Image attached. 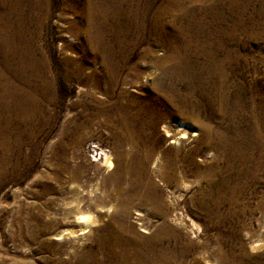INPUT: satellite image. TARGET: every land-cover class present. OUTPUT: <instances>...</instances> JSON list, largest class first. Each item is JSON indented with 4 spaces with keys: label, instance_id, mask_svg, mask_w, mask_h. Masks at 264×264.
<instances>
[{
    "label": "rangeland",
    "instance_id": "1",
    "mask_svg": "<svg viewBox=\"0 0 264 264\" xmlns=\"http://www.w3.org/2000/svg\"><path fill=\"white\" fill-rule=\"evenodd\" d=\"M11 1L2 9H13V20L24 25L13 30L20 45L12 50L0 30V64L6 58L24 70L32 11L27 0ZM40 1L35 46L47 62L37 66L46 77L43 93L25 104V77L0 68L1 91L20 97L7 112L10 132L7 116L0 117L7 132L0 136V264H137L138 257L151 264L158 245L151 237L162 224L178 236L162 242L167 261L155 264H264V170L258 163L250 173L228 169L213 133L203 147L200 130L172 142L163 128L176 117L161 102L197 101L195 117L183 120L205 123L224 135L223 143L234 140V154L250 148L256 124L264 133V0H126L123 13L113 2L107 24L122 23L129 27L125 41H138L108 73L99 51L80 56L85 30L77 36L69 29L84 19L75 11L84 0ZM147 4L162 21L157 37L148 20L140 32L130 26L133 11ZM177 43L180 53L172 58ZM66 58L72 61L63 71ZM178 60L190 63L196 77L169 74L184 71ZM200 85L203 93L189 90ZM80 213L90 215L88 227Z\"/></svg>",
    "mask_w": 264,
    "mask_h": 264
},
{
    "label": "bare ground",
    "instance_id": "2",
    "mask_svg": "<svg viewBox=\"0 0 264 264\" xmlns=\"http://www.w3.org/2000/svg\"><path fill=\"white\" fill-rule=\"evenodd\" d=\"M6 1L7 0H0V30H3V32L6 33V37H7V38H5L3 43L4 44L6 43L8 48L11 49L10 47H13L14 45H16V47L18 45H20V44H18L17 38L15 37L17 35L15 31H20V30L22 31L21 28L23 27L24 22H21L23 24L21 26L17 19L13 20V17L15 16L13 14V11H12L13 9H11V12H5V10L2 9V7L6 5V4H4V2H6ZM42 1H44V0H42ZM65 1H67L68 4L70 2H72V0H65ZM125 1L126 0H84V4L82 6H79L78 10H75V11L83 14L84 15V19L81 20L80 22L72 23L69 26L70 27L69 28L70 31L72 33L76 34L77 36L81 35L80 31L82 29L85 30V36H84L83 39H81V44L82 45H81V47L79 46V48H78L79 54H80V56H85L86 54H89V53L92 54L95 51L96 52L99 51L101 53V57L103 59V67H104L105 73L118 70L120 68V66L122 65V63L124 61H126V54L128 55L129 50L132 49L134 47V44H136L137 41H138V39L136 37H131V39L129 40L128 43L125 41V34H126L125 32H127V29L129 27H126L127 29L126 28H122V23H121V26H120L121 28L116 27V29L109 27V24H107V21H110L112 19V15L114 14V11H112L114 6H111L113 4V2H115L117 4L116 8H118V10H120V12L123 13L124 9L121 10V8H122L123 4L125 3ZM10 2L12 3L11 0H10ZM16 6H15V10L14 11L15 12L16 11L19 12V10H18L19 7H16ZM137 6H139L138 3H137ZM27 7L30 9V11H32V13L30 14V16L28 18L29 21L32 23L31 24L32 25V32L29 35V33L26 31V37H25V41H24V46L27 48L26 52H28V53L22 52V53H26V55L24 56V59H23L24 70L23 69L21 70L20 68H17L16 66L14 67L13 63L12 62H7L6 58H4L5 65L3 63L0 64V68L1 67L10 68V69H12V70H14L16 72V76L22 75V76L25 77V79H22L20 81L22 84H24L25 87H23V88L27 91V94H25V97H22V100L25 102V104H28V101H30V102L35 101L43 93V85H44L43 83H44L46 77H44L42 74L38 73L39 69H38L37 66H38V64H40L42 66V68H43L44 64L47 63L46 60H45L44 54L42 55V49L40 48V46L38 48L35 46L36 39H38L40 37V30L38 28L40 27V24L42 22V20H41L42 18H40L41 16H39V15H40L41 12L44 11V8H45L44 3L41 2L40 0H27ZM133 9H135V8H133ZM149 10L150 9H149V5L148 4H147V6H145V8L139 14H136L137 11L134 10L133 11L134 14L132 13V17H131V21H130V24H131L130 26L133 27V29H135V31L137 30V32L138 31L140 32L142 27H144V24H146L147 20H148V23L150 25V33L157 37L156 29H158V27L160 25V22H162V21L160 20L159 16L156 15V11L151 13ZM112 24H114V23H112ZM127 26H129V25H127ZM15 29H17V30H15ZM13 30H15V31H13ZM132 35H134V33H132L131 36ZM200 43H198V44H200ZM178 46H180L179 43H177L176 45H174L172 47L173 51H174V53L171 56L172 58L173 57H177V55L180 53V47H178ZM1 50H3V49L0 46V51ZM114 60H116V61H114ZM71 61H72L71 59L66 58V60L64 62H62L64 65L62 64V66H60L61 69L63 70L65 67H67L68 64L71 63ZM211 62H213V61H211ZM178 64L179 65L176 68L181 70V67H183V69L185 68L184 71H182V72L179 71V74H178L173 69L171 71H168V73L169 74H174L177 77V76H180L181 73L187 71V74H190L189 76L196 77L194 71L188 70V69H192L190 67L191 66L190 63L188 64L189 65L188 66L187 64L185 65L182 61L178 60ZM76 70H78V68ZM3 74H4V72H1L0 76H3ZM1 79H2V77H0V84L2 85V83H3L2 81L3 80H1ZM197 79H198V77H197ZM10 81H14V80L10 79ZM195 89H198V91L202 92V91H204L205 87L204 86L202 87L200 85V86L195 88V86L194 87L192 86L191 89H189V90H191L193 92V90L195 91ZM4 95L8 96V102L7 103L3 102ZM181 97H182V95H181ZM189 97H190V95H189ZM19 99H20V97H18V95H14V94H10V93L5 94L3 91H1V86H0V117L7 116V117H5L6 119L5 118L2 119V120H5V122H3L5 129H7L8 125L13 124L11 122L12 117L10 118L8 116V113H10L9 108L13 109V107L16 106L15 100L18 101ZM166 100L161 99V102L168 106V111H169L168 113L172 114V115H174L176 117V119H175V121L173 123H171L170 121L167 123V121H166L164 123L165 126L163 128L164 132H165V136H169L170 135V137L172 138V140H171L172 142H176L177 143L181 139L186 138V136H192L193 137V136L197 135L199 133V130H200L203 133V136H202V138L200 140V143H199L201 146H199V147H203V146H206L208 143H210L212 140H214L215 137L213 138V136H212V133H213L216 136V138H217L216 139L217 140L216 141L217 142V146L219 148L221 147V150H222V152L220 151V153H219V155H220L219 158L220 159L224 158L228 162V166H229L228 169L232 170L233 167H237L238 166L239 167V169H238L239 174H241L242 172H244V173L245 172H249L250 173L249 170L253 169V167L255 168V164L258 163L259 167H261L264 170V162H262L260 160L261 157H264V133H262L263 129H262L261 125L258 126L256 124L257 128H260V130L257 129V131L255 132V142L251 143L249 141L250 143H248V144H249L250 148H248L246 151L241 152L240 154H234V152H233L234 151L233 149L235 147V144H233L234 140H231V139L226 137L227 141L225 143H223L221 140L225 141L224 135H222V133L219 134L218 132H212L208 128V126H206L205 123H202V122L197 123L196 122L197 124L195 125V124H191V123L187 122L186 120H183L184 117L188 118V119H193V117H195V115H196L195 112L200 106L197 101H191L190 105L189 104L186 105L181 99L180 100L182 102L180 101L178 103H175V101H170V100L166 101ZM210 101L211 100L209 98H207L206 99V104L212 106L213 105L211 103L212 101L211 102ZM3 103H4V105H3ZM6 107H8V108H6ZM223 109H224V105L222 107V105L220 103L219 104V110L220 111H218L219 115H218V113H216V111L214 113V115H218L219 116L218 118L221 117V120L224 117V110ZM1 126L2 125L0 124V128H1ZM4 127L2 129H0V136L1 137H4V134L7 133L6 130L4 129ZM8 129H11V128H8ZM229 140H231V142L228 144ZM234 155H236V157ZM221 171L222 170H219V172H221ZM207 172L208 173H212V170L208 168ZM222 183H225V181L222 180ZM157 208H158L157 209L158 213H161V215L166 214V209L161 208V207H157ZM78 219L81 220L85 224V227H88V225H89L88 223H89L91 217L88 214L80 213V215L78 216ZM158 228H159L158 232H156L151 237V239L155 240V242L158 244L155 247L152 246L151 255L149 254V256H148V259H149L151 264H155L159 260L167 261L166 260L167 257L165 256V252L159 250L162 247L161 244H162L163 241H168L169 242L170 238L174 239L175 242H176L177 236H178V235H176V233H174L173 230L169 229L164 224L160 225ZM169 248H170V245H168V249ZM181 250L182 249H180V251ZM216 250L215 251L218 253L217 255L221 259L222 258V256H221L222 253L220 254L219 253L220 251L218 252V248ZM220 250H222V249H220ZM231 250H233V249H231ZM168 252L171 253L172 251L168 250ZM141 254H142V256H144V253H141ZM212 258H214V257H212ZM140 259H141V257H138V260L136 262L137 264H139V260ZM234 262H235V260H234Z\"/></svg>",
    "mask_w": 264,
    "mask_h": 264
}]
</instances>
